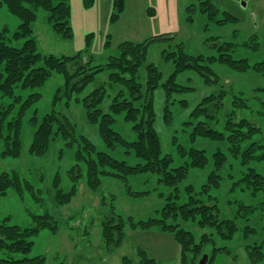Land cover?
Here are the masks:
<instances>
[{
	"label": "rangeland",
	"instance_id": "obj_1",
	"mask_svg": "<svg viewBox=\"0 0 264 264\" xmlns=\"http://www.w3.org/2000/svg\"><path fill=\"white\" fill-rule=\"evenodd\" d=\"M201 1L125 0L119 18L111 22L112 0H93L88 8L83 5V0H69L73 29L70 39L52 30L45 10L37 9V19L32 23L33 36L43 55H71L85 48L88 40L91 41L89 52L95 61L104 62L108 54L116 53V46L121 40L143 42L151 39L143 50L144 59L137 73L142 97L132 102L141 109L145 97L151 100L152 124L162 153L172 157V167L189 160L187 155L181 154L182 147L203 148L209 158L204 168L189 167L186 179L178 184L180 203L186 200L189 185L198 198H207L206 193L199 191L212 169V153L217 148L228 153L226 142H214L200 136L192 138L190 135L198 120L192 112L205 96L225 89L228 92L225 99L227 105L229 96L237 94L243 97L249 107L238 108L237 114L260 127V132L250 140L264 145V74L252 68L236 70L225 62L206 59L218 55L214 41L234 43L230 52L233 59L246 58L253 64L264 58V0H242L244 5L235 0H210L218 9L213 17L201 10ZM225 12L235 19L217 22L216 19L225 18ZM19 24L20 19L1 4L0 39L14 46L21 45L24 38H14L13 35ZM87 26L88 31L84 30ZM107 36L111 39L108 49L104 47ZM115 36L120 42L114 46ZM180 48L187 54L205 57L201 64L209 66L211 71L203 73L188 66L175 73L173 82L169 81L176 68L173 61L176 54L167 55ZM149 63L160 71L159 83L152 92L146 86ZM64 82L62 73L52 72L39 86L29 88L17 83L11 95L0 94V107L9 109L6 121L14 118L19 121L17 155L8 154L10 147L15 149V125L4 129L0 138V173L17 176L21 185L0 192V225L16 226L21 231L32 229L37 227L35 217L46 213L55 221V229L41 227L26 237L30 244L27 252L0 250V257L21 259L42 256L43 264H122L121 259L126 255L140 264L138 249L141 248L160 264H180V246L170 233L156 226L133 229L126 218L131 216L136 222L160 216V210L173 188L160 183L158 175L143 172L122 180L102 174L99 186L92 189L87 182L85 163L79 161V171L74 165L78 142L68 144L69 137L56 131V124H53L54 133L46 149L38 154L31 152L37 124L47 113L56 110L73 125L76 140L84 135L97 150L106 151L118 160H125L131 165L141 161L133 152H125L119 143L115 147L107 146L101 134L100 119H93L83 102L86 94L102 84L105 90L97 107L101 112H108L109 104L119 92L128 95L126 88L119 83H111L109 71L102 70L82 89L73 90L66 99L61 97L56 101V95L66 93ZM123 114L114 115L111 127L123 139L131 141L135 138L132 122L125 120ZM214 126L223 130L221 124ZM248 167L264 176V160L251 159L243 165L240 157L229 155L219 171L222 175L219 185L209 189L219 207L220 217L235 218L238 226L231 239H223L213 233L214 241L204 246L202 257H210L215 247L225 248L215 252L212 264H253L247 257V246L251 245H262L264 252V191H253L251 187L238 183ZM62 192L68 195V200L63 203L57 201V195ZM242 205L255 209L247 213ZM111 210L122 214L126 221L124 238L116 248L108 247L102 236V221ZM246 213L247 218L244 217ZM178 223L186 229L190 228L196 238L204 231L191 223L181 220ZM245 226L251 230L246 231ZM256 264H264V256Z\"/></svg>",
	"mask_w": 264,
	"mask_h": 264
},
{
	"label": "trees",
	"instance_id": "obj_2",
	"mask_svg": "<svg viewBox=\"0 0 264 264\" xmlns=\"http://www.w3.org/2000/svg\"><path fill=\"white\" fill-rule=\"evenodd\" d=\"M111 22L116 21L124 9L125 0H112ZM201 10L208 12L213 17L217 8L210 0H202ZM5 5L9 12L20 19L17 31L14 32V38H24L19 46L8 44L0 39V94L11 95L14 85L22 83L24 87H35L44 83L52 72L62 73L65 79L64 89L66 93L61 96L56 95V101L62 97H67L71 91L82 89L88 82L93 80L96 73L102 70L109 71V80L111 83H119L128 91V97L119 92L109 104L108 112H101L97 107L101 101L105 87L98 85L94 87L83 98L84 106L93 119H100L101 134L108 147H115L117 143L125 148V152H133L135 156L141 159L136 164H128L125 160H118L106 151L97 150L95 145L84 135H80L78 140L75 138L74 127L69 120L60 115L56 110L47 113L37 124L34 134L31 152L41 153L46 147L53 131V124L57 125L56 131L61 132L70 141H77L78 148L75 152V166H81L80 162L85 163L87 182L92 189H96L100 184L102 174H110L116 178L126 180L127 176L153 172L158 175V181L164 185L173 188V191L167 196V202L160 210L159 217H149L147 220L132 221L131 216H127L131 228L149 229L154 226L161 231L170 233L177 244L180 246V264H198L203 256V248L209 242H213V233L223 239H231L238 231L235 218L220 217V210L215 197L209 194V189L219 185L222 175L219 171L227 162L228 156L240 157L241 164L248 163L251 159L264 160V145L250 140L255 133L260 132V127L246 117H239L238 108H247V101L237 95L229 96L228 105L226 96L228 92L225 89H219L217 93L205 96L194 108L192 115L198 120L193 125L190 135L192 138L197 136L208 138L211 141L226 142L228 153L217 148L212 153V169L206 183L202 185L200 193H206V199L198 198L192 186L187 191V198L179 202L178 184L186 179L189 167L204 168L209 163V158L205 149L189 147L180 149L182 155H187L188 161L185 164L172 167V157L163 154L161 143L153 127L152 102L144 98L142 108L134 106L133 100L142 97L141 85L137 80L139 65L144 59V48L151 41L147 39L143 42H132L128 40L121 41L116 46L115 54H108L104 62H96L95 57L89 52L91 41L86 42V47L71 54L43 55L38 50L37 42L33 36L32 23L36 21L37 9L48 12L47 20L51 24L52 30L65 39L72 37L71 25V5L69 0H0V5ZM93 0H83L85 7H90ZM224 19H216L217 22L235 19L234 16L225 12ZM90 36V34L87 36ZM153 40V39H152ZM215 40V39H214ZM214 47L218 55L206 57L209 61L218 60L227 63L231 68L245 71L249 68L264 74V58L258 62L250 64L246 58L233 59L231 51L234 43L227 41H214ZM111 39L106 37L105 48H110ZM175 61V70L170 75L169 81L177 71L183 70L188 66L206 73L211 71L209 66L202 65L205 60L202 55H190L181 48L179 51L171 52L167 57L173 56ZM160 71L153 63L147 65L146 86L149 92L158 85ZM121 96H124L121 98ZM130 98V99H129ZM58 99V100H57ZM66 99V98H65ZM55 101V102H56ZM9 109L0 107V138L3 136V130L11 124L15 125V138L13 147H10L8 154L17 155L19 147L17 134L19 131V121L16 118L6 121ZM123 112V117L132 122V130L135 138L131 141L123 139L118 132L112 129L111 123L114 121V115ZM168 116L169 110L166 108ZM260 112V111H258ZM203 117V118H201ZM36 117H34V120ZM221 124L222 129L214 125ZM250 141L247 145L243 143ZM257 151H260L258 153ZM229 154V155H228ZM110 169V170H108ZM108 170V171H107ZM238 183L245 187H251L253 191H264V176L248 167L242 173ZM234 184H237L236 182ZM9 187H21L17 176H10L8 173H0V192L3 193ZM186 188V187H185ZM140 194V193H135ZM68 200L67 193L57 195V201L63 203ZM213 201V202H212ZM112 207V206H111ZM246 212H252L255 208L250 205H242ZM264 209V206L262 207ZM244 214L247 218L248 214ZM37 227L21 231L16 226L0 225V250H19L27 252L30 244L26 237L38 231V228L49 227L55 229V221L48 213L35 217ZM178 220L196 225L204 230L199 238L190 228L182 227ZM125 217L111 210L102 221V236L108 247H118L124 238ZM246 231L251 228L245 226ZM262 245L247 246V257L253 264L258 263L264 256L261 249ZM224 247L213 248L210 257H206L204 264H212L214 254L217 250ZM140 264H160L154 258L149 257L147 253L139 248ZM122 264H136L131 258L124 255L121 259ZM42 256L23 257L21 259L0 257V264H43Z\"/></svg>",
	"mask_w": 264,
	"mask_h": 264
},
{
	"label": "crops",
	"instance_id": "obj_3",
	"mask_svg": "<svg viewBox=\"0 0 264 264\" xmlns=\"http://www.w3.org/2000/svg\"><path fill=\"white\" fill-rule=\"evenodd\" d=\"M90 23H93V22L90 21ZM87 24H88V22H87ZM86 28H87V29H84V30H87V31H88V30H89V29H88L89 26H87ZM115 38H116V36H115ZM112 41H113V40H112ZM121 41H122V40H121ZM118 42H120V41H118L117 38H116V39L112 42V44H114V46H115V44L118 43Z\"/></svg>",
	"mask_w": 264,
	"mask_h": 264
},
{
	"label": "water",
	"instance_id": "obj_4",
	"mask_svg": "<svg viewBox=\"0 0 264 264\" xmlns=\"http://www.w3.org/2000/svg\"><path fill=\"white\" fill-rule=\"evenodd\" d=\"M241 5H244V4H243V1L241 2ZM205 259H206V257H202V258L199 260L198 264H204V263H205Z\"/></svg>",
	"mask_w": 264,
	"mask_h": 264
},
{
	"label": "flooded vegetation",
	"instance_id": "obj_5",
	"mask_svg": "<svg viewBox=\"0 0 264 264\" xmlns=\"http://www.w3.org/2000/svg\"><path fill=\"white\" fill-rule=\"evenodd\" d=\"M236 2L239 3V4H241L242 1L241 0H237Z\"/></svg>",
	"mask_w": 264,
	"mask_h": 264
}]
</instances>
